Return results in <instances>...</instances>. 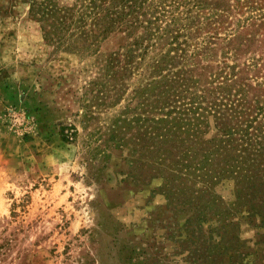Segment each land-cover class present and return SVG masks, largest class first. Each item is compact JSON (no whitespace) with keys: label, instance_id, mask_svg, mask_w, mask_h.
<instances>
[{"label":"rangeland","instance_id":"obj_1","mask_svg":"<svg viewBox=\"0 0 264 264\" xmlns=\"http://www.w3.org/2000/svg\"><path fill=\"white\" fill-rule=\"evenodd\" d=\"M32 1L0 0V264H264L263 173L240 193L223 178L189 204L168 196L144 135L161 114L143 104L168 83L190 95L227 79L264 100V27L237 10L212 25L167 14L149 39L142 17L68 53L44 39ZM208 124L202 140L222 133Z\"/></svg>","mask_w":264,"mask_h":264},{"label":"trees","instance_id":"obj_2","mask_svg":"<svg viewBox=\"0 0 264 264\" xmlns=\"http://www.w3.org/2000/svg\"><path fill=\"white\" fill-rule=\"evenodd\" d=\"M177 10L179 13L175 14ZM233 10L249 12L245 21L255 19L257 29L264 27V0H77L72 6L63 7L56 0H33L30 14L41 23L48 43L68 53H87L99 37L114 27L125 25L132 31L143 26L142 17L146 18L143 20L148 26L143 27L151 39L159 37L162 26L158 22L167 14L173 23L185 17L194 21L207 14L204 19L212 25L219 21L221 11ZM163 29L169 31L170 26ZM175 39L178 40V35ZM157 69L163 70L162 65ZM173 83L165 84L156 99L143 101L151 106V113L161 114L146 118L149 126L144 135L151 143L148 164L155 171L152 177H164L167 195L182 191V202L189 204L195 198L194 193L207 189H197L199 183L210 187L223 178H233L240 193L246 184L254 182L256 175L263 173L264 177V100L256 98L255 105H251L247 84H230L228 79L213 89L190 95L188 89L172 94ZM210 116L222 133L202 140L198 134L202 133L203 124L209 126ZM70 128L74 132L66 133ZM62 130L64 141H69L76 132L73 126H64ZM125 142L120 138L116 145ZM203 212L199 213L200 219Z\"/></svg>","mask_w":264,"mask_h":264}]
</instances>
